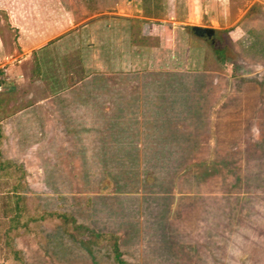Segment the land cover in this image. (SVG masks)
<instances>
[{
  "label": "rangeland",
  "instance_id": "374dc122",
  "mask_svg": "<svg viewBox=\"0 0 264 264\" xmlns=\"http://www.w3.org/2000/svg\"><path fill=\"white\" fill-rule=\"evenodd\" d=\"M129 1L0 0V49L11 54L8 58L23 76L20 93L33 85V99H41V109L34 110L50 114L49 133L39 130L33 149L17 152L28 163L24 179L30 198L24 206L36 217L30 229L14 237L17 256L23 264H118L108 243L74 242L59 219L44 213L54 210L118 234L127 264H264V103L257 108L253 98L264 94V86L247 88L248 82L241 87L231 77L264 75V47L250 46L254 40L247 37L237 42L227 32L211 38L193 32L195 24L211 25L206 19L216 2L162 0L161 20L175 26L174 34L163 28L160 39L132 40L162 44L151 59L154 72L143 77L106 71L101 29L84 40L93 45L90 57L98 68L86 78H80L79 50L61 47L76 39L73 34L61 37L57 46L48 42L30 48L34 41L53 37L63 23L77 26L103 14H143L135 0ZM249 3L229 0L233 9L239 7L237 13L246 9L241 27L264 43V4L248 8ZM180 34L186 36V53L176 49ZM216 49L225 52V61L220 63ZM172 54L185 61L171 62ZM188 56L193 60L188 62ZM62 76L69 87L59 84ZM90 94L101 97L91 99ZM71 97L76 102H69ZM247 101L255 108L251 116L244 108ZM181 121L184 139L178 135L175 140L179 147L172 134L173 122ZM177 171L183 174L175 178ZM0 264H22L6 254L1 240Z\"/></svg>",
  "mask_w": 264,
  "mask_h": 264
},
{
  "label": "crops",
  "instance_id": "0c3cea01",
  "mask_svg": "<svg viewBox=\"0 0 264 264\" xmlns=\"http://www.w3.org/2000/svg\"><path fill=\"white\" fill-rule=\"evenodd\" d=\"M161 1L162 0H159L157 8H155L153 0H135L133 2L134 5H137L140 11H143V14H140L139 16H131V14H103L89 19L88 23L84 25L74 26L71 23L68 26L63 23V29L55 26L54 29L59 28V31L53 34V37H46L37 43L34 41V45L30 48L34 49L35 47L38 49L39 45L44 46L47 45L48 42H51V45L53 44L52 46H57L61 37L71 33L76 39L68 41L61 47H64L63 50H69L71 46H74L79 50L83 59L81 69L88 75L90 70L98 71V68L94 65L93 58L90 57L91 53L93 54V45H91V42H86L84 40H86L91 33H98V29H101L102 33H100V37H102V40L106 45L102 46L100 54L105 57H103L104 60H102V65L106 66L105 69L107 72L130 73L154 70L155 67L151 62V59L153 53L161 49L162 44L154 47L139 43L134 44L132 40L134 38L142 40L148 36L155 38L157 35L160 39L162 37L163 28L168 30L173 36L175 26L171 28L169 26L166 27L161 20V11L164 9L163 1L162 3ZM204 2L205 5H208L209 0H204ZM213 2H216V10H213L214 13L211 11L210 16H207L208 18L206 19L211 25L205 23L203 25L195 24L192 26L193 28H198L197 26L203 27V29L208 27L211 28L212 32L207 34L209 38L214 37L212 35H215V33L227 32L228 36L230 38L234 37L237 42H241L247 37L254 40L253 42H250V46H257L258 50L261 49L260 47H264V43H260L252 36H249V33L241 27L246 9L244 12L240 11V13H237L239 7L233 9L232 5L229 4V0H213ZM127 3L130 5L129 0ZM256 3L264 4V0H250V3L246 7L251 8ZM115 6H117L116 8H119L118 6H120V4L115 3L114 7ZM205 11L206 9L203 13H207ZM148 12H156L158 15H152L153 13L150 15ZM30 20L32 23L35 21L34 18H30ZM250 30L252 31V29ZM233 34L235 36H233ZM180 38L181 41L179 39V42L176 43V49H182L186 53V44H184L186 36L180 34ZM176 44H174V47ZM182 45L184 46L182 47ZM9 56L11 57V54L4 55L0 49V74H2V76L0 75V188L1 185L4 184V181L7 183L13 182V178L11 179L13 174L11 167L22 168L24 177L21 182L27 193L24 189L20 192L23 196H26V199H29V186L27 185L28 183L25 182L26 179H24L26 175L28 176V163L24 158L18 156L17 152L19 150L25 151L29 148L33 149L32 147L35 143L36 137L35 134L39 130L44 132V134L49 133L47 132V126L45 124L47 122L46 120L50 118V114L49 111H39L41 108H39L38 103L41 99L39 97L38 102H35L36 100L33 99L35 96V90L32 87L33 85L30 87H24L21 89L20 93L18 83L19 80L23 81V76L18 69L13 67L15 62L10 60L8 58ZM171 56V62L178 61L179 63H182V61H185V58H177L175 54H172ZM187 59L188 62L193 60L190 56H188ZM124 61H128V63L126 64ZM159 69H162V67L160 66ZM252 85H254V87L257 86L256 83H252ZM44 100L45 99L42 101ZM70 101L76 102L72 97L69 102ZM35 108L39 109L38 113L34 110ZM61 118L62 114H60L59 119L62 120ZM60 129L65 132L64 125L61 124ZM42 140H45V137ZM16 193L19 194L18 191ZM0 194H2V192Z\"/></svg>",
  "mask_w": 264,
  "mask_h": 264
},
{
  "label": "trees",
  "instance_id": "16d2710c",
  "mask_svg": "<svg viewBox=\"0 0 264 264\" xmlns=\"http://www.w3.org/2000/svg\"><path fill=\"white\" fill-rule=\"evenodd\" d=\"M153 1H154L153 5L155 6V8H157V4L159 3V0H153ZM152 9H153V7H152ZM148 13L150 15H151V13H153L152 15H158V13H156V12H148ZM191 29L197 35L201 34L202 32H205L203 28L191 27ZM205 34L207 36V33H205ZM212 42H214L213 39H212ZM215 53H216V57L218 58L220 63L225 61V59H227V56L225 55V52L222 49H216ZM34 69H35L34 73L39 75L40 71H41L40 67H37ZM148 72L152 73L154 71L153 70L152 71L144 70V71L130 72L128 74L130 76L133 75L134 78H137L138 76H140V77L146 76L145 74ZM114 73L117 77L122 76L124 74L123 72H114ZM84 74H85V72L82 71V75L80 78H86L87 74H85V75ZM62 77L63 78L59 79L60 80L59 84H62L63 82H65L66 87H69L71 84H67L68 83V80H66L67 77L66 76H62ZM231 77L235 78L239 82L241 87L242 86L245 87V84L248 82L251 83V86H248L247 88H255L254 85H252V83H256L258 86H264V75H261L258 73L254 74L252 76L238 75V74L232 73ZM152 78H154V76H152ZM178 79H179V77H178ZM0 83H1V80H0ZM89 97L91 99H93V98H99L101 96H98L96 94H93V95L90 94ZM253 98L256 99V101H254V102L258 103L257 108L264 103V94L261 95V97L258 96V98H257V96H254ZM214 101L215 100H211L210 103L208 102V104H207L208 109H210L212 107ZM244 108L246 109V112L250 111V116L253 114L252 111L255 110L253 103H251L249 101L245 102ZM120 110H121L120 112L122 113L123 109H121V107H120ZM120 115L121 114H116V116H114L115 119H119L118 116H120ZM180 117H183V115L178 116V118H180ZM246 117H249V116L246 115ZM111 120L112 119H109V121H111ZM116 121H113V126H112L113 129H115V126H117L119 123V120H116ZM173 123H174L175 131L172 134L173 135L172 138L174 137L175 146L181 147V145L178 144L179 142H177L175 140H176V136H178V135H180L181 138L183 137V133L181 131V126L179 125L183 122L181 121L180 123H178V122L177 123L173 122ZM177 139H180V137H178ZM182 139H184V138H182ZM101 142H103L102 139H100L97 144L101 145ZM11 170L13 172L12 177H11V179L13 178V182L7 183L6 181H4V184L1 183L2 184L1 189L3 191H2V194H0V240L2 241V243L5 246L6 254H12L15 258L20 259V263L23 264L21 257L19 258L17 256L20 254V250L18 248H16V246L13 243L14 237H15L16 233L20 232L21 230L30 229L29 228V224H30L29 222L31 220H35L36 217H34L32 214H28L29 212H27V209L24 206V205H26L24 203L26 201V196H23V194L20 192V191H22V189H25L24 185L21 182L22 178L24 177V172H22L23 171L22 168L11 167ZM182 174L183 173H180L179 171L174 172V177L175 178L181 177ZM15 180H17V181H15ZM174 185H178V184H176V182H174ZM177 189H179V188L177 187ZM17 191L19 192V194L16 193ZM24 208H25V211L27 213H23ZM44 213L46 215L48 214V215L54 216L55 218L59 219L64 225L63 230H64L65 234H67L74 242L79 243V244H83L85 242H88V243L106 242L110 246L109 250H111L112 259L114 261H116L118 264H127L121 257L122 252L120 249V241H119V235L118 234H116L114 232H111V233L102 232L100 230H97L96 228L90 227L89 225H86V224H83L80 222H76V217L71 213L59 212V211H54V210L53 211H46V212L44 211ZM38 217L40 218V216H38ZM4 223H6L5 227H1V224L3 225ZM82 233L86 234V238L84 237V235ZM182 246H183V244H182ZM193 247H196V246H193Z\"/></svg>",
  "mask_w": 264,
  "mask_h": 264
},
{
  "label": "water",
  "instance_id": "95a60500",
  "mask_svg": "<svg viewBox=\"0 0 264 264\" xmlns=\"http://www.w3.org/2000/svg\"><path fill=\"white\" fill-rule=\"evenodd\" d=\"M204 31H205L207 34H209V33L212 32V29H211V28H204Z\"/></svg>",
  "mask_w": 264,
  "mask_h": 264
}]
</instances>
